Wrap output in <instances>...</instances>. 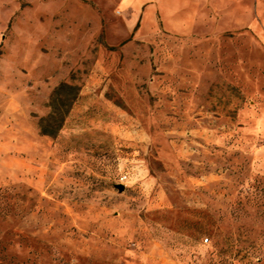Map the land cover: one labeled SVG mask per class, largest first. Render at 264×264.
<instances>
[{"label":"rangeland","instance_id":"obj_1","mask_svg":"<svg viewBox=\"0 0 264 264\" xmlns=\"http://www.w3.org/2000/svg\"><path fill=\"white\" fill-rule=\"evenodd\" d=\"M0 264H264V0H0Z\"/></svg>","mask_w":264,"mask_h":264},{"label":"trees","instance_id":"obj_2","mask_svg":"<svg viewBox=\"0 0 264 264\" xmlns=\"http://www.w3.org/2000/svg\"><path fill=\"white\" fill-rule=\"evenodd\" d=\"M64 87H67L70 89L73 88L70 85L61 84L56 89V93L59 94L60 90ZM75 94L76 93H74V97H75ZM74 97L70 98V100H72ZM60 100L63 101V104H65V103L68 104L67 100H63L61 98H60ZM55 110H58V106L55 108ZM55 110L53 108V111L46 118L43 119V123H41V125H40V132L42 134H48V135L54 136L56 134L57 130L60 129V126H61L62 121L64 119V115H62L61 113H58V112L56 113ZM55 123H56V125H55Z\"/></svg>","mask_w":264,"mask_h":264},{"label":"water","instance_id":"obj_3","mask_svg":"<svg viewBox=\"0 0 264 264\" xmlns=\"http://www.w3.org/2000/svg\"><path fill=\"white\" fill-rule=\"evenodd\" d=\"M117 187L119 188V190H123L124 189V185L123 184H117Z\"/></svg>","mask_w":264,"mask_h":264}]
</instances>
